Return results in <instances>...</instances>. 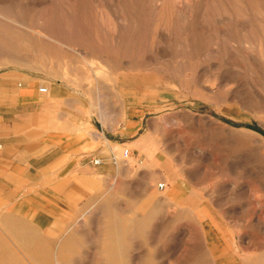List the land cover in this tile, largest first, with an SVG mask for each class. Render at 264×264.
<instances>
[{
    "label": "rangeland",
    "instance_id": "374dc122",
    "mask_svg": "<svg viewBox=\"0 0 264 264\" xmlns=\"http://www.w3.org/2000/svg\"><path fill=\"white\" fill-rule=\"evenodd\" d=\"M27 82L97 131L84 163L116 167L131 197L113 207L144 218L115 260L264 264V0H0V85ZM16 174H0V264L95 261L35 225L59 208L25 199L45 173Z\"/></svg>",
    "mask_w": 264,
    "mask_h": 264
},
{
    "label": "crops",
    "instance_id": "0c3cea01",
    "mask_svg": "<svg viewBox=\"0 0 264 264\" xmlns=\"http://www.w3.org/2000/svg\"><path fill=\"white\" fill-rule=\"evenodd\" d=\"M65 114L49 92L39 91L38 83L0 85V174L17 178L20 171L45 173L41 179L25 183V199L52 202L59 208L42 206L35 213V225L52 230L53 222L55 232L47 235L68 236L66 241L63 238L66 244L71 241L80 251L96 252L95 261L79 264H124L112 254L127 251L132 242L129 237L143 235L144 218H128L125 212L115 210L113 204L127 203L131 197L117 190L125 182L117 186L107 180L116 167L107 170V164L94 167L84 163L100 135L91 127L84 133L79 119L72 116L67 121ZM100 129L107 133V127ZM70 226L71 231L65 233ZM171 229L165 225L163 234L169 235Z\"/></svg>",
    "mask_w": 264,
    "mask_h": 264
},
{
    "label": "built area",
    "instance_id": "2783aa9c",
    "mask_svg": "<svg viewBox=\"0 0 264 264\" xmlns=\"http://www.w3.org/2000/svg\"><path fill=\"white\" fill-rule=\"evenodd\" d=\"M39 91L41 93H47L48 92V88L45 87V86H40L39 87ZM129 154H130L129 150L128 149H124L123 152H122V155H120V156L116 155V153H113L112 156H111V160H112V162L115 165H118L121 160H127L128 157H129ZM91 161L95 165H101V164H103L105 162V158L101 157V156H94V157H92Z\"/></svg>",
    "mask_w": 264,
    "mask_h": 264
}]
</instances>
